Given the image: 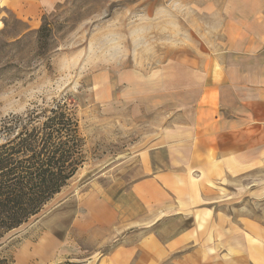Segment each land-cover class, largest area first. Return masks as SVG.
<instances>
[{
	"label": "crops",
	"instance_id": "0c3cea01",
	"mask_svg": "<svg viewBox=\"0 0 264 264\" xmlns=\"http://www.w3.org/2000/svg\"><path fill=\"white\" fill-rule=\"evenodd\" d=\"M58 1L0 0V12L34 23ZM215 46L213 55L185 61L178 73L168 67L138 78L129 89L146 112L184 96L136 153L140 173L119 200L88 191L67 231L43 230L17 249L15 264L79 258L82 244L69 241L71 231L99 234V246L79 264H264V226L231 215L223 202L227 185L238 190L242 175L264 170V0H224ZM138 226L151 229L108 247Z\"/></svg>",
	"mask_w": 264,
	"mask_h": 264
},
{
	"label": "rangeland",
	"instance_id": "374dc122",
	"mask_svg": "<svg viewBox=\"0 0 264 264\" xmlns=\"http://www.w3.org/2000/svg\"><path fill=\"white\" fill-rule=\"evenodd\" d=\"M223 1L59 0L34 23L0 12V120L67 98L76 107L85 140L83 165L39 213L6 234L0 264H15L17 249L31 245L43 230L66 232L76 203L88 191L99 189L120 199L140 173L136 153L174 117L171 109L184 98L175 94L169 108L163 104L146 112L129 88L142 76L168 67L178 73L185 61L191 65V58L198 63L202 55H213ZM263 178L260 169L242 175L238 190L227 185L225 209L264 226ZM150 229L135 227L108 247L126 233L133 241ZM67 235L81 242L79 258L69 255L47 264H79L83 257L85 262L99 246V234ZM68 249L75 251L71 245Z\"/></svg>",
	"mask_w": 264,
	"mask_h": 264
},
{
	"label": "trees",
	"instance_id": "16d2710c",
	"mask_svg": "<svg viewBox=\"0 0 264 264\" xmlns=\"http://www.w3.org/2000/svg\"><path fill=\"white\" fill-rule=\"evenodd\" d=\"M84 162L85 140L67 98L0 120V242L39 213Z\"/></svg>",
	"mask_w": 264,
	"mask_h": 264
}]
</instances>
